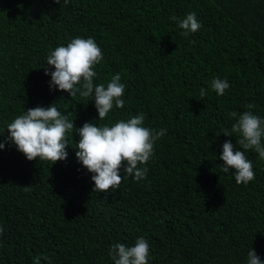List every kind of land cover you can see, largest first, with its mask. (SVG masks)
I'll return each mask as SVG.
<instances>
[{
  "label": "trees",
  "instance_id": "1",
  "mask_svg": "<svg viewBox=\"0 0 264 264\" xmlns=\"http://www.w3.org/2000/svg\"><path fill=\"white\" fill-rule=\"evenodd\" d=\"M195 12L202 27L184 37L170 20ZM94 38L103 52L94 84L115 74L122 109L98 120L92 97L50 89V49ZM227 79L223 96L209 87ZM207 95L200 96V89ZM57 107L79 128L143 113L144 126L167 129L154 145L147 177L93 191L68 134L67 159L29 161L14 144L0 149V264H114L116 242L150 245L149 264L264 261V160L252 150L255 179L237 184L222 171V145L247 104L264 118V0H0V142L28 108ZM239 148V145H237ZM123 175V171H121ZM27 187V191H25Z\"/></svg>",
  "mask_w": 264,
  "mask_h": 264
},
{
  "label": "clouds",
  "instance_id": "2",
  "mask_svg": "<svg viewBox=\"0 0 264 264\" xmlns=\"http://www.w3.org/2000/svg\"><path fill=\"white\" fill-rule=\"evenodd\" d=\"M55 3L60 4L61 0H55ZM67 3L68 0H63V4ZM170 20L183 30L181 35L184 37L202 27L195 12L186 14L182 19L171 16ZM102 60L103 52L95 39L78 36L66 46L50 49L46 65L54 68V71H49L48 67L44 69L45 75L51 76L50 89L67 92L71 97L77 94L83 98L92 97L98 120L108 117L114 107L122 109L125 105V84L121 83L120 74L113 75L106 85L94 84V78L97 77L95 68ZM209 87L217 95L223 96L230 84L227 79L216 77L211 80ZM206 95L207 89L201 88L200 96ZM254 107V104H247L245 108L248 110L229 113L230 117L235 118V123L230 129L222 130L224 136H234L236 139L235 145L231 140L223 143L219 159L223 162L222 171L229 173L232 170L237 184H247L255 179L253 165L245 155L246 151L258 153L259 158L264 160V118L251 111ZM144 121L145 116L141 113L103 125L85 122L77 128L73 120L70 121L53 104L48 107L37 106L28 108L7 124L8 136L0 142V149L10 142L27 160L50 161L53 165L67 159V137L75 131L79 136L74 148L75 155L93 173V191L108 192L110 189H119L126 177H133L137 182L147 177V164L154 155V145L166 135L167 129L146 127ZM149 255L150 245L144 237L137 238L132 246L116 242L109 249L114 264H149ZM41 260L48 261L49 257L38 254L33 264H41ZM247 264H264V261L251 248L247 253Z\"/></svg>",
  "mask_w": 264,
  "mask_h": 264
}]
</instances>
